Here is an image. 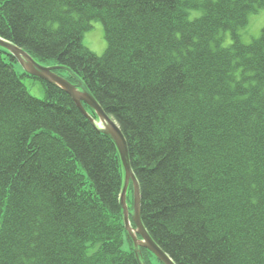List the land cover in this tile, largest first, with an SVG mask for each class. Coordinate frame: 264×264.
I'll list each match as a JSON object with an SVG mask.
<instances>
[{"label":"trees","instance_id":"trees-1","mask_svg":"<svg viewBox=\"0 0 264 264\" xmlns=\"http://www.w3.org/2000/svg\"><path fill=\"white\" fill-rule=\"evenodd\" d=\"M263 8L0 0V37L68 69L119 124L142 222L176 264H264V28L241 38ZM93 21L104 27L101 56L83 42ZM16 62L0 47V264H149L154 254L137 256L126 230L116 143L68 92Z\"/></svg>","mask_w":264,"mask_h":264},{"label":"water","instance_id":"water-1","mask_svg":"<svg viewBox=\"0 0 264 264\" xmlns=\"http://www.w3.org/2000/svg\"><path fill=\"white\" fill-rule=\"evenodd\" d=\"M0 47L6 49L10 54L15 56L27 74L44 81L54 83L68 92L81 111L90 120H92L94 123H97L96 119L86 110L84 104L88 105L94 110L98 119L101 121V123H103V126H99L97 124L99 130L109 135L116 143L125 169V180L120 198L124 212L126 230L134 241L136 255L139 256L138 247L140 245L152 252V254H154L156 258L163 264H176L173 259L166 252H164V250H162L158 244H156L142 222L140 185L132 170L127 140L119 124L104 111L102 106L88 90L79 88L66 77L56 72L55 70L59 68L58 66H43L24 49L1 37ZM131 183L134 189V212L131 216L135 226L132 225L130 210L127 202L128 189Z\"/></svg>","mask_w":264,"mask_h":264},{"label":"rangeland","instance_id":"rangeland-1","mask_svg":"<svg viewBox=\"0 0 264 264\" xmlns=\"http://www.w3.org/2000/svg\"><path fill=\"white\" fill-rule=\"evenodd\" d=\"M194 15H196V14H194ZM263 28H264V8L261 9L258 13H254V14L250 15L248 24L241 31L242 40L244 42L248 43L252 39L259 37L262 34ZM83 42H84L85 46H87L89 49H91L97 55L101 56L104 54L106 47H107V41L105 39L104 27H103L102 22H100V21H93L92 22V28L90 30H87L84 33ZM229 42H231L230 36H228L226 44ZM42 65L47 66V67H57L58 66L56 64L55 60H49L47 62H43ZM15 69L18 73H22V71H24L22 65L19 62L15 63ZM58 71H59L60 75H62V76L64 75L65 77H67L68 74H70V71L68 69L62 68L61 66H60ZM23 81H24L25 85L27 86V88L29 89L31 94H33L39 98L45 97L46 94H45V90L43 88L41 81L35 80L31 77H25L23 79ZM95 119H96V122L99 126H103V123H101V121L98 118H95ZM128 192H130V193L127 194V198L129 196V200H127V201H128V207L131 208V209L129 208L130 216H131L132 213L134 212L133 190L131 189V187L128 190ZM132 221L133 220L131 219V222ZM122 248L125 251L130 250V246H129L127 237H126V241L122 245ZM149 259H150V260H148L149 264H163L160 260H158L155 257V255H153V256L149 255Z\"/></svg>","mask_w":264,"mask_h":264},{"label":"flooded vegetation","instance_id":"flooded-vegetation-1","mask_svg":"<svg viewBox=\"0 0 264 264\" xmlns=\"http://www.w3.org/2000/svg\"><path fill=\"white\" fill-rule=\"evenodd\" d=\"M141 248H145V247H143V246H140V245H139L138 249H140V250H141ZM145 249H146V248H145ZM149 260H150V259H149Z\"/></svg>","mask_w":264,"mask_h":264}]
</instances>
